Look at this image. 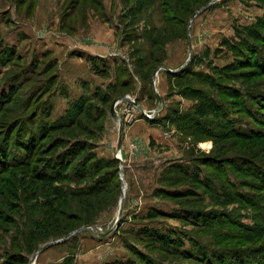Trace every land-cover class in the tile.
<instances>
[{
	"label": "rangeland",
	"instance_id": "rangeland-1",
	"mask_svg": "<svg viewBox=\"0 0 264 264\" xmlns=\"http://www.w3.org/2000/svg\"><path fill=\"white\" fill-rule=\"evenodd\" d=\"M185 1L0 0V96L1 91L8 89L9 84L13 83L11 78L23 70V67L29 70L34 69V66H30V61L37 58L36 46L39 44H37L36 39L28 42L31 47L29 53L33 57L31 60L26 59L27 61L23 62V60L15 59V61H8L7 63V56L8 54L11 55V51L16 54L24 53L23 48L19 49L14 44L18 41V37H23L21 33L24 31V25L18 26L15 21L19 22L20 20L21 22L22 20L24 23L33 22L39 25L37 12L42 8V10L47 11L49 19L58 18L63 24L64 30L69 33L73 32L71 27H75V30L83 28L85 37H87L91 33L99 34L101 28L109 27L114 36L112 45L114 48L107 57L113 58L117 62L127 63L133 79L126 85L127 87L120 88V83L127 77L121 75L117 77V81L114 80V82L106 85V88L99 89L103 92L113 91V94L117 96L115 99L117 102L123 96L135 97L136 102L143 108L155 112L156 119H162L161 122L154 120L152 122L155 124L154 126L157 128L162 126L164 132H169V139H164L157 144L155 153L152 152L149 157L147 156L148 159H136L139 158V155H144L145 150L143 141L130 135L134 123L125 125L119 121L120 119L110 115L102 131L99 129L101 122L91 124V134L87 131L77 130L80 133L79 137L88 139L90 143L95 145L94 151L99 156L111 157L113 155L109 154L108 149L106 152L103 147L106 143L110 145L109 142H111L113 146L111 149L116 148L115 142H118L122 124L123 142L127 136L129 156L123 152L121 154L124 173V178L121 179V187L119 191L115 192V195L109 192L97 197L70 196L67 198L68 205L65 204L66 202L63 203L56 199L53 204L56 212L49 211L46 207V200L50 196L45 195L48 193L45 192L44 181H33L32 169L29 168L28 170L24 164L26 150L23 146L31 145L35 141L38 142L43 133L45 100L49 101L46 103V107L51 111L50 121L52 122L65 116L70 105L60 115L53 112L52 95L44 96L43 91L36 89L44 81V62H38L35 66L37 68L36 73H29L28 76L22 77L21 81H26V83L17 91V96H14V103L10 106L0 107L1 154L4 155L5 161L19 165L0 174V264L7 253L12 256L17 253L23 254L27 260L25 264H149V262L152 264H201L182 256V251L187 250L195 255L198 253V249L191 241L190 236L193 237L192 239L201 240L209 247V251L206 252L209 256H212L214 250L217 251L218 249L221 251L247 249L246 255L249 256V259L248 256H245L244 262L249 260L248 263L250 264H264V254H255L254 248L244 246L240 237L248 234L246 227L241 226V223L249 227L258 224L263 226L264 214H257L254 209L239 199L232 196L229 198L228 192L223 189V185L228 183V179L241 181L242 179L246 180V177L242 174L234 175L233 172L229 171L227 174L219 173L212 167L202 166L200 169L206 173V185L209 183V177L214 182L209 185V189H206V193L204 188L196 184L191 178L198 174L196 164L191 157L204 154L215 155L216 150L225 143L220 142L215 145L214 141L208 137L188 136L178 130L177 125L169 124V116L175 110H180L181 113L192 111L194 105L199 104L200 101L199 98L188 99L184 97L178 84L200 88L212 96L217 95V91L205 82L203 77L195 75L186 76L180 81L174 80L173 84L170 85L166 71L171 69L177 72L185 68H193L195 71L206 72V76L209 74L216 75L215 68H223L239 58L248 60L250 57L248 51L244 57L229 46L224 45V41L237 42L238 31H241L242 27L255 24L259 18H263L264 4L260 0H218L197 14L198 11L213 1L211 0L200 6L189 17L182 6ZM174 4L177 6L175 14L168 15L169 19L164 18L163 8L171 7ZM195 14L197 15L193 19ZM184 19H188L187 31L183 30ZM106 25L107 27H105ZM49 26L45 29L42 26L40 35H44V32L53 29L56 25L52 22ZM155 41L157 42L155 43ZM132 53L141 60L138 63V68H136ZM191 53L192 58L189 60ZM155 60L158 61L157 64L154 62ZM153 66H155L154 70ZM160 67L167 69L162 68L154 79V73ZM254 71L256 70L252 66L235 69L237 74L225 82L242 89L255 87L264 91V75L255 74ZM249 73L252 74L249 75ZM26 77H31L32 80L27 82ZM162 78L166 85L164 92L159 90V79ZM111 85H116V88L114 90H111L114 87L108 89ZM149 87L152 88L150 92H148ZM36 90L39 96L37 93L35 94ZM53 90L51 89L52 94ZM159 95L162 97V102L159 100ZM33 96L35 97L33 98ZM31 98H33L32 101L29 100ZM18 99L20 100L15 102ZM244 100L246 104L251 105L252 101L246 96ZM234 109L236 112L233 116L242 119L241 123L245 125V128L248 127V116L237 112V107ZM34 115H36L35 118H33ZM20 117L22 120H19ZM144 118L152 120L147 117ZM209 119L215 118L211 116ZM18 120L21 121V124L12 131V134L8 133L7 135V127ZM164 121L168 125H165ZM110 123L113 125L110 126ZM53 135L55 137L61 135L62 140L58 150L62 151L68 136H63L59 132H55ZM70 138H75V135L71 134ZM133 140L141 144V149L134 154L129 149L130 142ZM4 143L5 145H3ZM41 143L44 144V140ZM261 156H264V151ZM40 157H44V150ZM22 162H24V166L19 164ZM178 162L188 168L187 176L172 168ZM167 177H169L168 180ZM201 177L204 178V173ZM248 181L250 180L248 179ZM63 185L76 187V183L67 180L63 181ZM225 188L227 189L226 186ZM33 189H37V191L31 193ZM189 189H195L199 195L172 196L174 192ZM123 190L125 201L121 222L113 232L103 235L100 232L101 229L110 230L116 224ZM238 190L246 193L256 192L254 188L245 186L238 187ZM62 205L66 211L65 215L59 210ZM44 210L48 211L44 212ZM154 210L186 216L184 219L173 217L144 218ZM192 210L203 211L206 214L218 213L220 218L229 216L237 224L233 226L229 222L224 224L212 223L206 216L205 225L195 215L189 214ZM67 215H70V218L66 219ZM82 218H84L82 224L69 229L65 235L53 236L51 234L56 223L61 225L63 220L69 225L76 223L79 225L80 221L83 220ZM88 220L90 221L88 222ZM194 221L198 224L194 225ZM86 226H95V228L83 229L65 241L50 246L33 261L37 251L43 246L65 238ZM229 230L235 238L232 241L225 239L230 234L228 233ZM150 231H158L172 239L187 234L190 236H184V246H176L177 250H173L175 249L173 247L169 248L170 251L167 252L160 247L159 242L150 239L148 236ZM179 251L182 255L179 254Z\"/></svg>",
	"mask_w": 264,
	"mask_h": 264
},
{
	"label": "trees",
	"instance_id": "trees-1",
	"mask_svg": "<svg viewBox=\"0 0 264 264\" xmlns=\"http://www.w3.org/2000/svg\"><path fill=\"white\" fill-rule=\"evenodd\" d=\"M209 1L211 0H186L182 6L186 10V14L190 17L200 6L207 4ZM260 1L264 4V0ZM176 7L177 6L175 4L171 7H164V18L169 19L168 15L175 14ZM187 21L188 19H184L183 22V30L185 31H187ZM240 30L241 31H238L237 42L231 43L226 40L224 41V45L229 46V48L242 54L244 57L248 51L250 57L248 60L241 58L236 59V61L224 66L223 68H215L216 75L218 74L219 77H216L214 74L206 76V72L195 71L193 68H185L177 72L166 70L170 85L173 84L174 80L180 81L186 76L195 75L203 77L204 81L217 91V95L212 96L210 93H207L200 88H194L191 85H181V83L178 84L184 97L188 99L199 98L200 101L199 104L194 105V110L192 111L181 113L180 110H175L172 115L169 116V124L172 123L177 125L178 130L188 136L200 135L201 137H208L214 141L215 145L220 142H223V144L225 143L218 150H216L215 155L204 154L198 157H191L198 170V174L191 178L194 182H196V184L201 185L204 188L205 193L209 185L214 182L212 181L213 179H210L209 177V183L206 185V173L200 169L202 166L212 167L219 173L227 174L229 171L233 172L234 175L242 174L246 177V180L242 179L240 181L237 179H228V183L226 182V184L223 185V189L225 192H228L227 196L229 198L232 196L233 198L239 199L254 209L257 214H264V156H261L264 151V91L258 90V88L255 87L242 89L241 87L229 85L225 82V80H230L235 76V74H237L235 73V69L246 68L249 66H252V68L256 70L254 71L255 74L264 75V17L259 18L255 24L242 27ZM156 42L157 41H155V43ZM10 54L11 55L8 54L7 56V63L8 61H15V59L18 61L23 60V57L20 54H16L13 51H11ZM134 55L135 54H133L132 57L135 58L134 62L136 63V68H138V63L141 60L139 57ZM37 61L38 59L36 58L31 61L30 64V66H34V73L37 71V68L35 67L37 66ZM154 62L156 64L158 63L157 60ZM117 63L119 71L118 77L121 75L127 76L120 83V88H125L127 87L126 85L132 81L133 76L132 73L129 72L130 70L127 63L125 64L123 61H118ZM51 65L52 64H48L45 67V71H47V69L50 70ZM23 68V70L19 71L17 75H14L11 78L13 83L9 84L8 89H3L1 91L0 107L10 106L13 104L14 96H17V91L23 84L26 83V81H21V79L23 76H28L30 70L25 67ZM154 69L155 66H153V70ZM250 74L252 73H249V75ZM245 75L246 74L244 73V76ZM26 79H28L27 82L32 80L31 77H26ZM57 79V74H51L36 89L38 91H43L44 96L47 94L50 95L52 94L51 89L57 83ZM16 82H18V84H15ZM150 87L148 92L152 90ZM115 88L116 85H111L108 89L114 90ZM101 89H98L92 95H83L78 100L72 102L66 111V115L53 122L50 121L51 111H49L46 107V103L49 101L44 99L43 133L39 137L38 142L35 141L31 145L23 146L26 150V160H24L25 163L22 162L19 164L23 166L25 164L28 170L29 168L32 169L31 172L34 176L32 177L33 181H44L45 192L48 193L45 195L50 196L46 200V207L49 211L51 210L52 212H56L55 205H53L56 199L58 201H62L63 203L66 202L65 204L68 205L67 198L70 196L85 198L91 196L97 197L109 192H112L115 195V192L119 191L121 187L120 161L115 156H99V154L94 151L95 145L90 143L88 139L79 137L80 133L77 132V130L80 129L82 132L87 131L91 134V124H98V122H101L99 129L101 131L104 130L111 115L110 110L112 103L117 96L113 94V91L110 92L107 90L103 92ZM37 90L35 91V94L37 93L38 95ZM245 96L252 101L251 105L246 104L244 100ZM34 97L35 96H33V98ZM33 98L29 100L32 101ZM19 100L20 99L15 102H18ZM233 106L238 108L237 112H241L242 114L248 116V127H244L245 125L241 123L242 119L233 116L236 112ZM211 116L215 119H209ZM21 117L19 120H22ZM35 117L36 115L33 116V118ZM156 118L157 117L151 121L157 120L161 122L162 119ZM19 120L17 122L15 121L16 123L13 122L8 127L6 126L7 135L8 133L12 134V131H14L18 125L21 124V121ZM163 123L168 125V123L166 124V121ZM55 132H59L63 136H68L67 141H65V147H62V151L58 150L62 140L61 135L55 137L53 135ZM71 134L75 135V138H70ZM43 140L44 144L41 143ZM230 140L232 141L228 142ZM3 145H5V143ZM43 150L44 157H40V155L43 154ZM1 153L0 148V174L8 171L14 166H19L5 161L3 159L4 155ZM172 168L179 171L180 174H184V176L188 175V168L184 164L178 162L173 165ZM203 173L204 178L201 177ZM168 179L169 177H167V180ZM248 179L250 181H248ZM66 180L76 183V187H65L63 185V181ZM242 186L252 187L256 192H241L238 190V187L240 188ZM36 191L37 189H33L31 193H35ZM191 194L194 196L199 195L196 193L195 189H189L187 191L174 192L172 196L186 197ZM63 205L59 210L60 213L65 215L66 211L63 208ZM48 210H44V212ZM63 214L62 216H64ZM189 214L195 215V217H197L199 221L202 220L205 225L206 216L208 217L209 222L212 223L218 222V224H224L225 222H229L233 226L237 224L236 221L229 216H227V218H220L218 213L206 214L203 211L192 210ZM69 216L67 215L66 219L70 218ZM157 217L184 219L181 215H177L176 213H167L163 210H154L144 218L153 219ZM82 219L83 220L80 221L79 225H77L78 223L75 225H69L65 221L60 220L62 224L60 225L59 223H56L51 234H53V236L65 235L66 231L69 229L80 226L82 221H84V218ZM89 221L90 220H88V222ZM197 224L198 222L194 221V225ZM241 226L246 227L245 229L248 231L247 235L240 236L244 246L253 247V252L255 254H264V225L261 226L258 224L249 227L241 223ZM58 229L61 230L57 231ZM150 232L151 233L148 234L150 239L155 242H159L161 245L160 247L167 252L170 251L169 248L173 247L175 248L173 250H177L176 246H184V236H190L187 234L183 237H176L175 239H172L158 231ZM230 232L231 230H229L228 233ZM192 238L193 237L190 236L191 241L198 249L197 255L190 253L188 250L182 251L183 255L179 251V254L198 261L201 264H250L248 263L250 262L249 260L247 262L243 261V258L248 256L246 255V252H248L246 251L247 249H237L236 251L233 249L231 251H221L220 249L216 251L212 249L214 250L213 255L209 256L206 253L209 251V247H207L201 240H195ZM225 239L232 241L235 238L234 235H231L230 233ZM250 254L252 255V253ZM26 261L27 260L23 254L17 253L12 256L7 253L1 264H25L27 263ZM149 264L152 263L149 262Z\"/></svg>",
	"mask_w": 264,
	"mask_h": 264
},
{
	"label": "crops",
	"instance_id": "crops-1",
	"mask_svg": "<svg viewBox=\"0 0 264 264\" xmlns=\"http://www.w3.org/2000/svg\"><path fill=\"white\" fill-rule=\"evenodd\" d=\"M37 13L39 25L33 22V24L24 23L22 20V23L20 20L19 22L15 21L18 26L24 25V31L21 33L23 37H18V41L14 42V44L19 49L23 48L24 53L20 55L23 57L24 62L33 58L29 53L31 47L28 45V42L29 40L34 41L36 39L37 44H39L37 45L38 47L36 46L38 58L36 64L44 62V80L51 74L58 75L55 88H52L54 89L53 94H51V99L53 100L52 108L56 115L62 114L72 102L78 100L83 95H92L99 88L104 89L110 82L117 81L119 73L118 63L115 59L107 57L114 48L112 46L114 43L113 32L107 25L105 26L107 27L106 29H100L99 34L91 33L88 35L90 37H85L86 34L83 28L75 30V27H71L73 32L69 33L64 30V26L58 18L53 17L49 19L46 10L40 8ZM52 22L56 26L44 32V35H40L42 26L45 29L50 27L49 25ZM23 43L25 45H22ZM48 64H52L51 68L45 71V67ZM29 73L33 74L34 69L32 70L31 68ZM159 80V90L164 92L166 88L165 80L163 78ZM152 122L151 120L140 118L131 127V137H138L143 141L145 150L144 155H139V158L136 159L149 157L152 152L155 153V149L158 147L156 146L157 144L161 143L164 139H169V136H165L164 130H162L164 128H161L162 126L157 128ZM111 125L113 124L110 123ZM127 142L128 138L126 136L121 152L129 156ZM109 143L111 145V142ZM115 143L117 144V142ZM110 145L106 143L103 149L106 152L109 151V154L114 156L117 146L113 150L111 149L113 146Z\"/></svg>",
	"mask_w": 264,
	"mask_h": 264
},
{
	"label": "water",
	"instance_id": "water-1",
	"mask_svg": "<svg viewBox=\"0 0 264 264\" xmlns=\"http://www.w3.org/2000/svg\"><path fill=\"white\" fill-rule=\"evenodd\" d=\"M217 1H218V0H213V1H212L211 3H209L206 7L202 8L200 11H198L197 14H198L199 12H201V11H203V10L209 8L211 5H213V4L216 3ZM197 14H195V15L193 16V19L196 17ZM191 58H192V53L190 54L189 60H191ZM162 68L167 69L166 67H160V68H158V69L155 71V73H154V79L156 78L157 74L159 73V71H160ZM168 70L173 71V72H176L175 70H171V69H168ZM119 99H122V100H128V96H123V97H121V98H119ZM119 99H118V100H119ZM159 100H160V102H162V97H161L160 95H159ZM116 103H117V100H115V101L113 102L110 111H111V115H112L114 118L119 119V116H118L117 111H116ZM134 103L137 104V106H138L141 110L143 109V106H142V105H140V104L137 103L136 101H135ZM156 112H157V111H156ZM122 145H123V126H122V124H121L120 132H119V139H118V142H117V150H116V152H115V157L120 161L121 179L123 180V178H124V173H123V159H122L121 157L118 156V153L122 150ZM124 201H125V192H124V190H123V193H122V195H121L120 207H119V213H118V217H117V220H116V224H115V226H114L113 228H111L110 230H102V229H101V231H100L101 234H103V235H108V234H110L111 232H113L114 229H115L116 227L119 226V224H120V222H121V219H122V217H123V214H124ZM91 227H94V228H95V226H86V227H84V228H82V229H79V230H77V231H75V232L69 234V235H68L67 237H65V238H62V239H60V240H57V241L51 242V243H49V244L43 246L42 248H40V249L37 251L36 255H35L34 258H33V261L36 260V258L38 257V255H39L40 253H42L45 249L49 248L50 246H53V245L58 244V243H61V242L65 241L66 239H68L70 236L76 234L77 232H79V231H81V230H83V229L91 228Z\"/></svg>",
	"mask_w": 264,
	"mask_h": 264
},
{
	"label": "built area",
	"instance_id": "built-area-1",
	"mask_svg": "<svg viewBox=\"0 0 264 264\" xmlns=\"http://www.w3.org/2000/svg\"><path fill=\"white\" fill-rule=\"evenodd\" d=\"M136 98L133 96H128V100L119 99L116 103L117 114L119 116V121L123 122L125 125H130L135 123L140 118H150L153 119L155 117V112L148 111L145 108L142 110L135 104ZM165 136L169 135L168 131L164 132ZM130 151L132 154L139 151L141 149V144L138 141L130 142ZM122 152L118 153V156L122 158Z\"/></svg>",
	"mask_w": 264,
	"mask_h": 264
}]
</instances>
